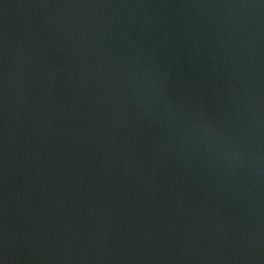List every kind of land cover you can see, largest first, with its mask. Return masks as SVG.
Returning a JSON list of instances; mask_svg holds the SVG:
<instances>
[{
	"label": "water",
	"instance_id": "95a60500",
	"mask_svg": "<svg viewBox=\"0 0 264 264\" xmlns=\"http://www.w3.org/2000/svg\"><path fill=\"white\" fill-rule=\"evenodd\" d=\"M0 264H264V0H0Z\"/></svg>",
	"mask_w": 264,
	"mask_h": 264
}]
</instances>
